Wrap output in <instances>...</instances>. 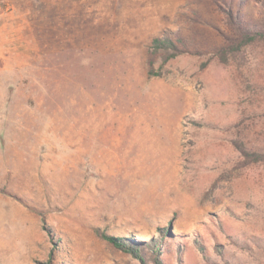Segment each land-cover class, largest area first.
Segmentation results:
<instances>
[{
  "label": "rangeland",
  "instance_id": "1",
  "mask_svg": "<svg viewBox=\"0 0 264 264\" xmlns=\"http://www.w3.org/2000/svg\"><path fill=\"white\" fill-rule=\"evenodd\" d=\"M253 23L264 0H0V264H156L162 234V264H264V43L220 54Z\"/></svg>",
  "mask_w": 264,
  "mask_h": 264
},
{
  "label": "trees",
  "instance_id": "2",
  "mask_svg": "<svg viewBox=\"0 0 264 264\" xmlns=\"http://www.w3.org/2000/svg\"><path fill=\"white\" fill-rule=\"evenodd\" d=\"M261 43H264V28L253 23L251 27H248L246 28L245 31L241 32L240 40L230 43L229 48L228 49L223 48L220 54L231 53L235 55L247 50V48L249 47L259 46ZM154 44L157 47H161L162 45H165L166 47H170V45H173L170 39H162V38H155ZM256 93H258V95L260 93V98L264 99V91L262 93L260 89ZM262 116H264V110ZM241 149L243 155L246 157V159L249 162L264 164V145L260 146L257 143H252V144L250 143L248 145L246 143H243ZM96 232L101 238L111 242L116 247L130 252L135 258L139 259L142 263L146 262V258H145L147 256L146 252L144 250H141L138 245L131 243L128 240V238L118 237L112 234L101 232L99 229H96ZM163 238H164V234H162L161 238L152 239L151 241H149L147 246L150 252L154 254V261L156 262V264H162L161 254L163 252V248H162V245L164 244Z\"/></svg>",
  "mask_w": 264,
  "mask_h": 264
}]
</instances>
